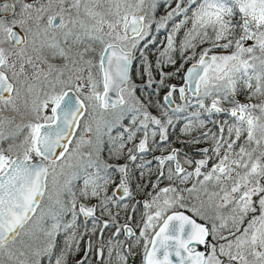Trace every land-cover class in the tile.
Here are the masks:
<instances>
[{"label":"snow or ice","instance_id":"snow-or-ice-1","mask_svg":"<svg viewBox=\"0 0 264 264\" xmlns=\"http://www.w3.org/2000/svg\"><path fill=\"white\" fill-rule=\"evenodd\" d=\"M137 258L264 264V0H0V264Z\"/></svg>","mask_w":264,"mask_h":264},{"label":"flooded vegetation","instance_id":"flooded-vegetation-1","mask_svg":"<svg viewBox=\"0 0 264 264\" xmlns=\"http://www.w3.org/2000/svg\"><path fill=\"white\" fill-rule=\"evenodd\" d=\"M163 38V36H162ZM139 83V81H137ZM173 83H178L179 81H172ZM161 95H163V93H161ZM179 127V126H178ZM179 139V140H183L184 137L180 136L179 131L177 129V131L174 133L173 135V141H174V145L175 147H183L182 143H176L175 141ZM204 145H199V146H195V147H203ZM185 151L188 152L189 155H193L194 154V147H189V148H185ZM160 153L157 152L156 155H159ZM137 264H139V258H137Z\"/></svg>","mask_w":264,"mask_h":264},{"label":"trees","instance_id":"trees-1","mask_svg":"<svg viewBox=\"0 0 264 264\" xmlns=\"http://www.w3.org/2000/svg\"><path fill=\"white\" fill-rule=\"evenodd\" d=\"M160 38H161V39H163V38H162V35H161V37H160Z\"/></svg>","mask_w":264,"mask_h":264}]
</instances>
